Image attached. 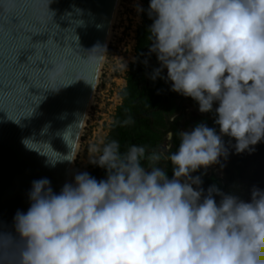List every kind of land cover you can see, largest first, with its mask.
I'll return each instance as SVG.
<instances>
[{
    "label": "rangeland",
    "instance_id": "1",
    "mask_svg": "<svg viewBox=\"0 0 264 264\" xmlns=\"http://www.w3.org/2000/svg\"><path fill=\"white\" fill-rule=\"evenodd\" d=\"M144 0H121L94 99L73 160L60 228L61 264H70L84 185L101 157L131 63ZM171 83L179 91L177 115L184 138H194L190 120L233 100L208 164H197L227 189L214 220L221 246L216 264H264V0H183L170 26ZM171 135L165 143L170 148ZM165 167L153 160L142 183L156 203H187L179 185L156 179ZM180 197V198H179Z\"/></svg>",
    "mask_w": 264,
    "mask_h": 264
},
{
    "label": "trees",
    "instance_id": "2",
    "mask_svg": "<svg viewBox=\"0 0 264 264\" xmlns=\"http://www.w3.org/2000/svg\"><path fill=\"white\" fill-rule=\"evenodd\" d=\"M183 0H144L136 33L135 62L129 66L101 157L84 185L70 264H216L221 246L214 223L227 186L197 164H208L229 110L230 100L190 120L194 138H184L185 114L179 91L166 69L170 26ZM171 135L170 148L165 143ZM156 158L164 170L156 179L176 182L187 203L157 204L156 192L142 183ZM172 224V229H171Z\"/></svg>",
    "mask_w": 264,
    "mask_h": 264
},
{
    "label": "water",
    "instance_id": "3",
    "mask_svg": "<svg viewBox=\"0 0 264 264\" xmlns=\"http://www.w3.org/2000/svg\"><path fill=\"white\" fill-rule=\"evenodd\" d=\"M115 2L0 0V264H56L62 202ZM170 236L178 264L184 246Z\"/></svg>",
    "mask_w": 264,
    "mask_h": 264
},
{
    "label": "bare ground",
    "instance_id": "4",
    "mask_svg": "<svg viewBox=\"0 0 264 264\" xmlns=\"http://www.w3.org/2000/svg\"><path fill=\"white\" fill-rule=\"evenodd\" d=\"M120 1L121 0H116V2H115V6H114V10H113V15H112V20H111V23H110V29H109V32H108L107 37H106V42H105L104 50H103V53H102V58H101V61H100L99 66H98L97 77H96V81L94 83V87H93V91H92V94H91V97H90V101H89V104H88V108H87L86 114L84 116V122H83V125H82V130L84 129V126H85V123H86V120H87V116H88V112H89V108L92 105V102H93V99H94V90L97 87L98 79L100 77V70H101L102 64H103L104 59H105L106 49H107V47H108V45L110 43L111 37H112V28H113V25H114L115 20H116V15H117V11H118V7H119ZM82 132L83 131H81L80 137L82 135ZM79 146H80V144L78 142V144L76 146V150H75L74 157L77 155V153L79 151ZM73 160H74V158H73ZM72 172H73V162H72V166H71V170H70V174H69V178H68V182H67V186H66L64 198H63V202H62V215H63L64 208H65V201H66V194H67L68 183H69V180H70V177H71ZM61 223H62V217H61V221H60V228H61ZM59 232H60V230H59ZM59 235H60V233H59ZM61 250L62 249H61L60 237H59V239H58V250H57V261H56V264H61V260H60Z\"/></svg>",
    "mask_w": 264,
    "mask_h": 264
},
{
    "label": "flooded vegetation",
    "instance_id": "5",
    "mask_svg": "<svg viewBox=\"0 0 264 264\" xmlns=\"http://www.w3.org/2000/svg\"><path fill=\"white\" fill-rule=\"evenodd\" d=\"M185 197V196H184ZM185 205V204H184Z\"/></svg>",
    "mask_w": 264,
    "mask_h": 264
}]
</instances>
